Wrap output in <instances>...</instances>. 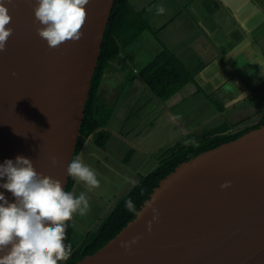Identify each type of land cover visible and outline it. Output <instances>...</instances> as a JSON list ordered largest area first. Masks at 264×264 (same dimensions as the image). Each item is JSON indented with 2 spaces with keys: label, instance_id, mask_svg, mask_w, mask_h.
Masks as SVG:
<instances>
[{
  "label": "water",
  "instance_id": "95a60500",
  "mask_svg": "<svg viewBox=\"0 0 264 264\" xmlns=\"http://www.w3.org/2000/svg\"><path fill=\"white\" fill-rule=\"evenodd\" d=\"M113 4L90 0L84 37L58 49L37 34L36 0L6 5L14 32L0 53V164L23 156L66 189ZM154 196L158 219L148 209L76 264H264V125L180 163Z\"/></svg>",
  "mask_w": 264,
  "mask_h": 264
},
{
  "label": "crops",
  "instance_id": "0c3cea01",
  "mask_svg": "<svg viewBox=\"0 0 264 264\" xmlns=\"http://www.w3.org/2000/svg\"><path fill=\"white\" fill-rule=\"evenodd\" d=\"M130 5L134 27L100 87L107 125L78 155L97 173L100 187L89 191L72 177L74 195L81 188L101 202L93 227L179 141L237 132L264 118V0H130ZM166 54L188 80L161 99L143 72ZM73 221L76 228L75 216Z\"/></svg>",
  "mask_w": 264,
  "mask_h": 264
},
{
  "label": "clouds",
  "instance_id": "9594fccd",
  "mask_svg": "<svg viewBox=\"0 0 264 264\" xmlns=\"http://www.w3.org/2000/svg\"><path fill=\"white\" fill-rule=\"evenodd\" d=\"M12 0H0V53L7 51V43L14 29L10 10L6 6ZM90 0H36L35 22L39 25L38 36L47 42L50 49H58L69 41L79 42L85 35L88 20L86 6ZM160 13L164 8H159ZM15 77L17 73L13 72ZM58 163L56 157L52 164ZM67 173L83 182L89 191L100 187L97 173L74 157L67 167ZM7 178L0 187L8 190L15 198L10 203L0 192V264H58L71 255L72 245L65 244L67 222L75 215L84 216L90 211L86 193L78 196L65 191L62 182L39 173L34 162L23 156L15 161L9 159L0 164V180ZM135 183V181H133ZM221 189L231 187V182L222 184ZM157 197L145 200L140 210L128 200L126 209L140 218L151 209L153 220L158 219L154 207ZM148 231L152 221H148ZM139 237L122 242L121 247L130 250L139 242Z\"/></svg>",
  "mask_w": 264,
  "mask_h": 264
},
{
  "label": "trees",
  "instance_id": "16d2710c",
  "mask_svg": "<svg viewBox=\"0 0 264 264\" xmlns=\"http://www.w3.org/2000/svg\"><path fill=\"white\" fill-rule=\"evenodd\" d=\"M136 17L131 8L130 0H114L113 8L106 26L101 54L94 75L91 80L88 99L85 104L84 119L81 123L77 148L74 157L78 156L85 142L95 133L106 127L109 119V111L100 98V87L106 67L121 52L122 46L128 40V31L134 27ZM130 24H133L129 26ZM145 81L161 99L170 96L178 85L188 80L187 76L173 56L164 55L143 72ZM264 125V118L258 123L248 126L237 132L208 133L195 139L179 141L171 147L160 159L155 169L145 174L141 180L127 192L105 217L99 227L88 233L80 242L74 239L76 230L74 221L67 222L65 244L72 245V252L68 260L58 264H76L87 255L97 252L111 239L116 237L136 216L129 212L125 204L133 201L137 210L148 200L159 182L171 173L180 163L187 161L203 151L215 148L222 143L236 139L242 134ZM98 138V136H97ZM73 178L69 175V181L65 191L71 192Z\"/></svg>",
  "mask_w": 264,
  "mask_h": 264
},
{
  "label": "rangeland",
  "instance_id": "374dc122",
  "mask_svg": "<svg viewBox=\"0 0 264 264\" xmlns=\"http://www.w3.org/2000/svg\"><path fill=\"white\" fill-rule=\"evenodd\" d=\"M156 168V167H155ZM98 177V176H97ZM78 191L76 192V195L78 196L83 190L77 189ZM88 192V193H87ZM85 192L89 202H90V211L84 215V216H80V215H75L76 220H77V224H76V233L74 236V239L77 242H80L83 238H85L88 233L90 232H94L99 226L97 227H93V223H94V219L98 214V210L101 208L99 203V198L94 196L93 193L87 191ZM104 195L106 197L111 196L110 195V191H108V189L105 191ZM102 222V221H101Z\"/></svg>",
  "mask_w": 264,
  "mask_h": 264
}]
</instances>
